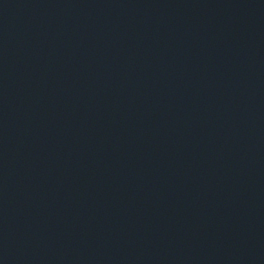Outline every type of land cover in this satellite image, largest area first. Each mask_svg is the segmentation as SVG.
<instances>
[{
    "label": "water",
    "instance_id": "obj_1",
    "mask_svg": "<svg viewBox=\"0 0 264 264\" xmlns=\"http://www.w3.org/2000/svg\"><path fill=\"white\" fill-rule=\"evenodd\" d=\"M0 264H264V0H0Z\"/></svg>",
    "mask_w": 264,
    "mask_h": 264
}]
</instances>
